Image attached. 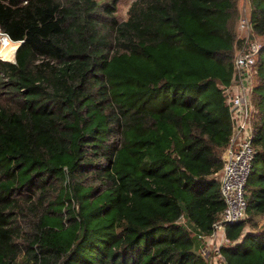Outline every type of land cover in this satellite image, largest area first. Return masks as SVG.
Wrapping results in <instances>:
<instances>
[{
  "label": "trees",
  "instance_id": "1",
  "mask_svg": "<svg viewBox=\"0 0 264 264\" xmlns=\"http://www.w3.org/2000/svg\"><path fill=\"white\" fill-rule=\"evenodd\" d=\"M239 0H0V264H208L231 125L217 83ZM264 38V0H248ZM7 43V44H6ZM9 48H8V46ZM246 217L227 264H264V59ZM254 98V97H253ZM183 220V221H181Z\"/></svg>",
  "mask_w": 264,
  "mask_h": 264
},
{
  "label": "built area",
  "instance_id": "2",
  "mask_svg": "<svg viewBox=\"0 0 264 264\" xmlns=\"http://www.w3.org/2000/svg\"><path fill=\"white\" fill-rule=\"evenodd\" d=\"M238 30L244 41L233 58V77L228 84L217 83L231 125L228 143L222 153L223 166L217 175L224 207L213 222L211 232L197 235L202 242L211 237L215 238L212 247L198 250L208 264H227L220 252L221 247L230 245L225 228L228 224L246 217L245 188L256 153L253 145L255 105L252 94L256 84L257 58L263 45L254 34L245 11H242L239 19ZM1 36L10 40L3 32H0ZM12 42L19 44L20 41Z\"/></svg>",
  "mask_w": 264,
  "mask_h": 264
},
{
  "label": "rangeland",
  "instance_id": "3",
  "mask_svg": "<svg viewBox=\"0 0 264 264\" xmlns=\"http://www.w3.org/2000/svg\"><path fill=\"white\" fill-rule=\"evenodd\" d=\"M132 1H134V0H118V2H117V12H116V15L119 18V20H124L126 18V16H127V9H128V7H129V5L131 4ZM237 6H238V9H239V12L240 13H241V11H245L248 14V12H249V6H250L248 0H239ZM0 38H2V37H0ZM257 38L262 43V45H264V38L259 37V36ZM2 40H3V38H2ZM8 48H9V46H8ZM14 52H15V49L12 50V51H11V49H9L8 52H7V54L6 55H3L2 57H0V59L13 61ZM259 55H260V53L258 54V56ZM261 58L264 59V51H262V53H261ZM252 98H253V101H254L255 100V93L252 94ZM254 118H255V114L253 116V120H254ZM181 221H183V220H181Z\"/></svg>",
  "mask_w": 264,
  "mask_h": 264
},
{
  "label": "crops",
  "instance_id": "4",
  "mask_svg": "<svg viewBox=\"0 0 264 264\" xmlns=\"http://www.w3.org/2000/svg\"><path fill=\"white\" fill-rule=\"evenodd\" d=\"M2 48H3V46H2V42H1V38H0V54H5L6 51L3 50ZM214 243H215V238H213V237H211L210 239L205 240L204 242H202L201 240H198V242H197V250L200 251L202 247H212Z\"/></svg>",
  "mask_w": 264,
  "mask_h": 264
},
{
  "label": "water",
  "instance_id": "5",
  "mask_svg": "<svg viewBox=\"0 0 264 264\" xmlns=\"http://www.w3.org/2000/svg\"><path fill=\"white\" fill-rule=\"evenodd\" d=\"M19 43H20V42H19ZM19 45H20V44H19ZM19 45H18V46H19ZM18 46H17V47H18Z\"/></svg>",
  "mask_w": 264,
  "mask_h": 264
}]
</instances>
